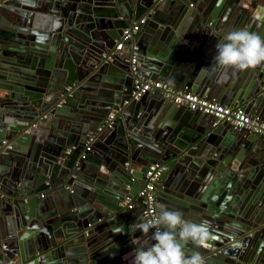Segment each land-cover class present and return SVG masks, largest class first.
I'll use <instances>...</instances> for the list:
<instances>
[{"label": "water", "instance_id": "1", "mask_svg": "<svg viewBox=\"0 0 264 264\" xmlns=\"http://www.w3.org/2000/svg\"><path fill=\"white\" fill-rule=\"evenodd\" d=\"M250 4L0 0V264H132L151 231L137 230L143 218L130 219L121 204L151 164L162 168L157 216L161 205L178 210L208 221L215 236L207 246L189 243V254L199 251L206 264H264V136L157 90L132 95L138 76L158 78L264 122V64L240 77L229 69L219 83L224 70L214 59L229 31L264 37ZM142 17L123 45L132 50L121 54L118 36Z\"/></svg>", "mask_w": 264, "mask_h": 264}, {"label": "clouds", "instance_id": "2", "mask_svg": "<svg viewBox=\"0 0 264 264\" xmlns=\"http://www.w3.org/2000/svg\"><path fill=\"white\" fill-rule=\"evenodd\" d=\"M252 20L264 26V6H258L253 12ZM214 59L224 70L218 81L228 79V70L233 72L255 69L264 64V37L247 28L229 31L223 41L216 44ZM155 220H142L135 228L147 236L150 230V245L139 248L134 253L132 264H206L205 257L199 251H186L191 243L196 246H207L215 239L208 221L195 223L187 220L178 210H169L159 206Z\"/></svg>", "mask_w": 264, "mask_h": 264}, {"label": "built area", "instance_id": "3", "mask_svg": "<svg viewBox=\"0 0 264 264\" xmlns=\"http://www.w3.org/2000/svg\"><path fill=\"white\" fill-rule=\"evenodd\" d=\"M145 22V17L133 22L131 26L123 29L122 35L116 42L115 49L120 50L124 43L129 40L134 32H136L140 25ZM136 47L131 58L132 71L138 74L135 66L137 61ZM158 91L163 97L168 98L176 105H183L190 110L200 111L212 115L216 122L227 121L235 128L246 129L252 133L264 136V122L259 121L239 108H231L224 104L218 103L216 100L199 96L189 90H176L169 82L162 79H146L137 77L133 82L132 95L134 99L140 98L147 92ZM113 115L110 114L105 119L102 126L98 130H102L103 126H110ZM89 149V146H86ZM65 154L71 152L70 149H65ZM162 174L161 166L151 164L147 167L144 173V184L140 187L136 194V201L132 197L127 196L124 200V205L127 208H132L133 205L138 204L140 207L141 216L143 220H155L157 217L156 211V197L155 187ZM155 229L150 230L151 232ZM153 242V241H152ZM16 264V263H11Z\"/></svg>", "mask_w": 264, "mask_h": 264}, {"label": "crops", "instance_id": "4", "mask_svg": "<svg viewBox=\"0 0 264 264\" xmlns=\"http://www.w3.org/2000/svg\"><path fill=\"white\" fill-rule=\"evenodd\" d=\"M244 2V1H243ZM248 2L249 3H251V4H254V6H256V8L258 7V6H263V3H262V0H248ZM251 4H250V10L251 11H255L256 10V8L254 7H251ZM14 23H15V19H13V20H10L9 21V24L10 25H14ZM123 31V30H122ZM121 35H122V33H121ZM121 35H119L118 37L120 38L121 37ZM211 38V37H210ZM209 38V39H210ZM208 39V40H209ZM132 46L131 47H129V45H128V47H126V49L124 50L123 49V47L121 48V51H120V53L121 54H123V55H125L126 53H128L130 50H132ZM137 48V47H136ZM123 49V50H122ZM3 58H6V57H4L3 56ZM241 72L242 71H240V73L237 75V77H240V74H241ZM158 79V78H157ZM105 81H104V83H102V87L104 88V87H107V86H105ZM107 84V83H106ZM109 88H111V87H109ZM108 88V89H109ZM92 93H98V91L96 90V92H92ZM103 99H102V96H99V97H97V99L95 100L96 101V104H94V105H92V106H94L95 108L99 105V101H102ZM112 114V113H111ZM110 115V114H109ZM113 115H114V113H113ZM115 116V115H114ZM104 127V126H103ZM102 130H104V128L102 129ZM97 131L98 132H100L101 130H98V128H97ZM90 137H89V140H88V145L90 144V142L92 141V140H94L95 139V137H96V134H91V135H89ZM86 148V147H85ZM65 149H63V155L65 156H68L69 154H65V151H64ZM66 150H67V148H66ZM134 181H136V180H134ZM164 194V193H163ZM166 194V193H165ZM136 196V195H135ZM135 196H133L132 197V199H134V201H136V203H138V201L136 200V197ZM38 197L41 199V198H43L44 197V193H40L39 195H38ZM123 204H121V206H122V208L121 209H124V210H128L127 209V207H125V205H124V201L122 202ZM135 203V205H133V207L131 208V210H133L132 211V213H131V218L130 219H142L143 217L141 216V212H140V207H139V205L138 204H136ZM54 205V204H53ZM54 207H55V209L56 210H61L62 208H63V206H59V205H56V203H55V205H54ZM57 212V211H56ZM143 220V219H142ZM11 224H10V227L12 228H14V229H16V231L18 232V231H20V229L18 228V227H16V224H15V222H12V220H11V222H10ZM10 228V229H11ZM21 233H25V232H28V230L26 229V227L24 226V227H22L21 228V231H20ZM2 252H3V249H2V247L0 246V256L2 255ZM11 263H16V261H10L8 264H11Z\"/></svg>", "mask_w": 264, "mask_h": 264}]
</instances>
